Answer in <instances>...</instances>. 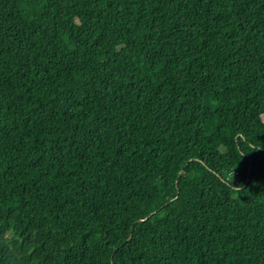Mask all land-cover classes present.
Here are the masks:
<instances>
[{
  "label": "trees",
  "instance_id": "trees-1",
  "mask_svg": "<svg viewBox=\"0 0 264 264\" xmlns=\"http://www.w3.org/2000/svg\"><path fill=\"white\" fill-rule=\"evenodd\" d=\"M0 264H264V0H0Z\"/></svg>",
  "mask_w": 264,
  "mask_h": 264
}]
</instances>
